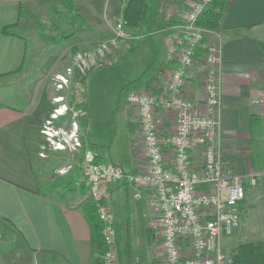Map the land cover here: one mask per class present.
I'll list each match as a JSON object with an SVG mask.
<instances>
[{
	"label": "crops",
	"instance_id": "1",
	"mask_svg": "<svg viewBox=\"0 0 264 264\" xmlns=\"http://www.w3.org/2000/svg\"><path fill=\"white\" fill-rule=\"evenodd\" d=\"M48 1L52 0H0V78L19 73L27 62L28 42L15 31L22 24L25 9L40 10ZM68 1L73 5L77 0ZM96 1L81 0L86 4L82 5L84 12L89 11ZM124 2L109 0L106 22H95V28L119 23ZM188 3L179 15L178 23L153 38L157 57H160L159 71L151 76L153 87L150 89L156 93L165 88L168 74L177 66V54L185 43L183 25ZM6 27L9 33L5 32ZM83 38L81 36L77 42H82ZM103 38L105 33L100 41ZM88 42L96 43L91 39H87ZM135 42L122 53H131ZM219 42L223 54L218 113L220 127L215 144L233 173L261 174L256 186L245 181L246 195L240 203L241 226L236 230V236L241 237L258 232L259 223L264 220V206H258L264 201V0H227L221 13L220 30H206L201 44L205 51L197 53V62L190 69L187 84L188 96L198 110L205 105L204 79L208 68L205 52L210 45ZM78 70L83 69L80 67ZM143 83L138 90L145 88ZM126 109L137 126L133 134L136 148L133 144L131 148L135 152L133 170L138 172L144 167L145 149L137 115L129 104ZM158 114L166 119L164 131H172L174 116L161 111ZM39 122L29 106L20 109L0 103V237L10 233L17 235L27 251V258L22 259V263L15 261L22 256L15 259L7 254V259H1L0 264H91L94 258L91 229L83 208L72 204L66 195L57 199L42 189L36 167ZM104 191L110 214L129 203L130 195L135 199L134 188L122 182L108 183ZM142 199L149 212L146 197L135 200ZM259 241L264 242H253ZM240 244L230 250H236ZM159 250L161 253V248Z\"/></svg>",
	"mask_w": 264,
	"mask_h": 264
},
{
	"label": "rangeland",
	"instance_id": "2",
	"mask_svg": "<svg viewBox=\"0 0 264 264\" xmlns=\"http://www.w3.org/2000/svg\"><path fill=\"white\" fill-rule=\"evenodd\" d=\"M108 3L109 0H98L87 12L83 10L86 4L81 0L73 5L68 0H52L42 5L44 9H25L22 24L15 31L28 42L27 62L19 73L0 78V103L20 109L29 106L40 121L36 167L43 191L57 199L66 195L72 204L78 205L91 200L87 190L79 188L84 183L81 164L86 152L100 155L105 163L113 162L127 171H134L135 152L131 147L137 144L133 139L137 126L126 107L129 96L140 90L145 71L152 65L157 72L160 66V57L155 59L148 39H138L134 43L135 50L127 55L122 52L133 44L131 39L121 41L119 47L98 56V46L115 37L118 27V23H114L112 27L95 28V22H106ZM78 13L86 20L82 24L84 31L76 30L80 21L71 26L73 15ZM38 30L52 37L51 41L43 39ZM104 33L105 38L100 41ZM81 36L84 37L83 44L77 42ZM85 38L96 43H86ZM81 53H93V56L85 57L78 65L76 56ZM80 67L84 71L78 70ZM69 68L74 69L72 75L67 71ZM59 75L68 78L61 89L58 88ZM81 76L86 78L79 84ZM151 76L150 72L147 78ZM74 111L78 116L74 117ZM57 112L63 114L55 116ZM73 121L78 124L77 134L82 143L76 150L71 146L72 138L66 135L72 132ZM46 131H51L54 136L50 137ZM62 137L69 140L70 147L57 148ZM91 144L95 147L90 148ZM75 168L80 171L73 189L69 182ZM128 199L129 203L109 213L108 217L115 263L162 264L156 212H147L144 199L135 200L131 195ZM258 206H264V201ZM258 229V232L241 237L236 236L235 231L224 239V248L230 251L239 243L264 241V220L260 221ZM7 254L15 259L22 256L15 260L17 263L27 258V251L17 235L10 233L0 237V261L5 260Z\"/></svg>",
	"mask_w": 264,
	"mask_h": 264
},
{
	"label": "built area",
	"instance_id": "3",
	"mask_svg": "<svg viewBox=\"0 0 264 264\" xmlns=\"http://www.w3.org/2000/svg\"><path fill=\"white\" fill-rule=\"evenodd\" d=\"M214 0L189 1L184 14L185 43L177 54V66L168 74L165 88L154 92L146 87L129 96L134 109L143 147L145 163L141 171H127L121 166L98 160L88 151L81 169L90 198L105 226L103 235L108 250L103 264H115L112 237L108 225L110 213L105 199V185L126 182L134 188L135 199L146 197L149 210L156 212L159 221L162 264H233V251H227L223 242L241 226L240 203L245 198L247 180L256 186L260 173L242 175L233 173L216 147L220 120V81L222 45L214 43L205 52L208 68L204 79V108L198 110L187 93L190 69L197 62L198 49L205 38L206 29L198 22L208 5ZM131 39L118 23L116 36L100 44L99 55L119 47L121 41ZM93 53L76 56L79 65ZM72 75L73 68L67 70ZM58 88L68 78L59 75ZM148 91L149 93H147ZM61 98L57 99L60 100ZM165 115L175 118L174 129L164 131ZM63 113H56L60 116ZM78 112L74 111V117ZM78 124L73 121L72 148L82 146L77 134ZM50 137L51 131H46ZM58 149H66L69 140L62 137ZM200 157V159H199Z\"/></svg>",
	"mask_w": 264,
	"mask_h": 264
},
{
	"label": "trees",
	"instance_id": "4",
	"mask_svg": "<svg viewBox=\"0 0 264 264\" xmlns=\"http://www.w3.org/2000/svg\"><path fill=\"white\" fill-rule=\"evenodd\" d=\"M189 1L190 0H125L119 23L122 25L123 29L129 33L132 42H135L137 39H148L153 55L155 59H157V52L153 38L171 30L178 23V17L185 11ZM226 1L227 0H214L208 5L198 24L206 30H220L221 13L225 7ZM78 21H80V25L77 24ZM85 22V18L78 13L73 15L71 26L78 25L76 30L84 31L82 24ZM39 28L40 27L37 29ZM5 32H10L8 27H6ZM39 34L46 41H51L52 37L46 35L44 32H39ZM63 38H66V36H63ZM63 38L58 42H61ZM134 50L135 48L133 47L130 52H133ZM262 50L264 52V43H262ZM204 51L205 50L200 47L198 49V54H203ZM150 72L152 77L156 73V70L152 65L145 71L140 80L141 84L144 82L143 84H146L145 87L148 89L153 87V82L151 81L152 77L147 78ZM85 78V76L81 77L79 84L83 83ZM77 107H79V103L77 104ZM93 147L95 146L91 144L90 148ZM97 158L102 161L100 155H97ZM79 171L80 169L75 168L70 175L69 183L72 185L71 188L73 189L75 188ZM122 183L125 185L128 184L126 182ZM79 188L83 191L88 190L85 182L81 183ZM80 206L84 210L85 217L91 229V241L94 255L91 264H103V255L109 248L103 235L105 223L100 219L97 213L96 204L92 199L90 201H84ZM232 255L234 258L233 264H264V242L241 243L237 249L233 251Z\"/></svg>",
	"mask_w": 264,
	"mask_h": 264
}]
</instances>
